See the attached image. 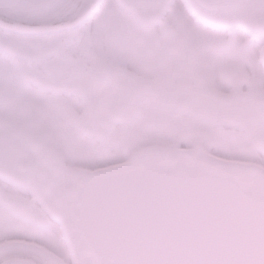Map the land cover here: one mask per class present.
<instances>
[{"label": "flooded vegetation", "instance_id": "obj_1", "mask_svg": "<svg viewBox=\"0 0 264 264\" xmlns=\"http://www.w3.org/2000/svg\"><path fill=\"white\" fill-rule=\"evenodd\" d=\"M183 2L168 0L154 20H142L128 7L103 10L98 16L105 27L98 32L97 17L87 9L52 7L54 0H0L3 20L47 26L26 33L0 28V64L7 63L0 117L52 118L71 136L80 135L85 153L97 144L109 153L83 167L66 160L46 196L30 190L20 166L0 171V264H45L35 257L39 251L56 264V258L71 264L51 244L53 224L62 225L80 264L71 200L103 176L194 159L264 187V32L257 24L264 0H198L206 7L191 19L179 7ZM210 49L226 59L220 76L210 75ZM49 68L56 72L46 76ZM99 68L105 69L96 83L92 75ZM17 70L25 74L23 87ZM100 100L131 101L133 111L99 128L91 108ZM18 129L0 123V145L10 160H36L30 149L35 138L62 147H54L50 133ZM29 149L33 154L24 156Z\"/></svg>", "mask_w": 264, "mask_h": 264}, {"label": "water", "instance_id": "obj_2", "mask_svg": "<svg viewBox=\"0 0 264 264\" xmlns=\"http://www.w3.org/2000/svg\"><path fill=\"white\" fill-rule=\"evenodd\" d=\"M124 2L137 5L131 8L141 18H152L166 0ZM0 25L43 28L1 19ZM132 107L99 101L94 123L115 122ZM32 148L39 163L23 170H29L32 190L45 195L54 178L39 180L38 173L51 170L61 155L39 141ZM70 212L82 264H264V188L205 162L165 161L102 178L78 190Z\"/></svg>", "mask_w": 264, "mask_h": 264}, {"label": "rangeland", "instance_id": "obj_3", "mask_svg": "<svg viewBox=\"0 0 264 264\" xmlns=\"http://www.w3.org/2000/svg\"><path fill=\"white\" fill-rule=\"evenodd\" d=\"M224 62V55L222 52L217 53L210 49V75L212 72L215 73L216 76H220L223 71ZM18 118H2L0 117V123L6 126L11 127H18V131H24L30 133V135H41L44 136L46 133H50L52 136V141L55 143L53 144L54 147L60 148L64 156H66V160L68 164H71L73 167H83L87 165H94L93 163L99 162L104 158L109 156L108 151L103 152V147L99 144L90 150L89 152L85 153L81 150L82 139L80 135L77 133L75 137L71 136L66 130V126L64 123H59L57 120L49 118L45 120V118L38 120V118H19V122L17 121ZM24 138V136H23ZM88 142V139H87ZM33 153L29 149L28 151L24 152L23 155H32ZM25 189V186L23 187ZM46 215V214H45ZM51 221V220H50ZM52 226V225H51ZM53 232L49 234V238L52 241L51 244L54 248H56V253L60 254L61 257L69 263L71 260V256L69 251L66 249V245L63 241L62 234L60 233V229L58 225L52 226ZM29 230L24 229V235H27ZM43 240H47V237L42 235ZM40 240L42 238L40 237ZM35 257L45 264H56L54 260L46 258V256L41 252L34 253ZM58 264V258H56Z\"/></svg>", "mask_w": 264, "mask_h": 264}, {"label": "snow or ice", "instance_id": "obj_4", "mask_svg": "<svg viewBox=\"0 0 264 264\" xmlns=\"http://www.w3.org/2000/svg\"><path fill=\"white\" fill-rule=\"evenodd\" d=\"M52 7H66L72 8L74 10H89V15L97 17V31L102 32L105 27V18L103 15H99L103 10H109L114 8H124V7H138L137 5H121L118 3L112 2V0H100L96 3H86L84 0H54V3L50 5ZM185 14L191 19L194 18L197 12L206 7V5L198 2V0H184L183 3L179 5ZM7 63L0 64V88H2L7 79V72L2 69H6ZM56 72L55 68L45 69L44 74L50 75ZM17 82L23 87L25 84V74L22 70H17ZM21 161L19 159L10 160L7 156L6 150L0 145V171L7 172L10 168L19 167Z\"/></svg>", "mask_w": 264, "mask_h": 264}, {"label": "bare ground", "instance_id": "obj_5", "mask_svg": "<svg viewBox=\"0 0 264 264\" xmlns=\"http://www.w3.org/2000/svg\"><path fill=\"white\" fill-rule=\"evenodd\" d=\"M84 2H86V0H84ZM79 11H81V10H79ZM77 12V10L75 11V13Z\"/></svg>", "mask_w": 264, "mask_h": 264}]
</instances>
